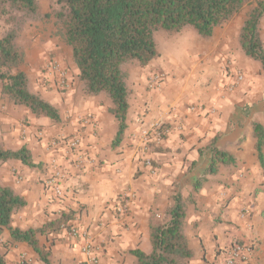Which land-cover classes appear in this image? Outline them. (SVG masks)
Instances as JSON below:
<instances>
[{
    "label": "crops",
    "instance_id": "1",
    "mask_svg": "<svg viewBox=\"0 0 264 264\" xmlns=\"http://www.w3.org/2000/svg\"><path fill=\"white\" fill-rule=\"evenodd\" d=\"M244 19L235 14L216 27L209 40L188 33L190 41L182 52H173L177 58L157 49L158 57L134 69L128 80L133 93L127 126L117 145L113 144L117 123L109 107L83 96L73 101L70 87L66 93L53 88L43 94L53 105L66 106L70 114L67 118L60 110L62 122L43 130L64 139L54 145V140L49 141L51 147L46 140L33 138V126H50L48 118L24 110L31 123L26 127L18 113L0 109V124L5 122L3 132L8 139L3 147L26 146L34 163L0 162V183L26 201L13 214L11 227L37 229L63 211L71 216L67 226L74 234L62 228L38 236L51 264H90L83 251L85 241L95 248L93 264H135L132 249L152 251L149 222L164 219L174 195L182 199L194 195L184 226L193 252L190 264H224L225 251L235 241L253 245L247 264H264V172L250 125L255 120L264 128V76L259 63L240 51L238 36ZM41 35L34 37L26 51V62L37 78L48 82L47 75L40 74L42 65L48 56H57L53 53L57 48L50 38L40 44ZM259 36L264 44V14ZM58 52V60L67 67L68 84L73 85L78 69L71 50ZM157 73L163 78L153 86L148 78ZM237 73L244 79L229 90ZM86 112L88 119L83 122L79 117ZM14 119L19 129L6 125ZM154 121L165 124L160 139L150 128ZM74 136L80 144L71 151L66 141ZM211 146L230 152L234 166L222 165L204 174ZM77 152L86 158L77 162ZM145 158L151 159L154 173ZM0 253L5 264H19L21 254L29 259L26 264H45L30 245L12 241L5 227H0Z\"/></svg>",
    "mask_w": 264,
    "mask_h": 264
},
{
    "label": "trees",
    "instance_id": "2",
    "mask_svg": "<svg viewBox=\"0 0 264 264\" xmlns=\"http://www.w3.org/2000/svg\"><path fill=\"white\" fill-rule=\"evenodd\" d=\"M58 7L49 13L42 10L39 0H0V81L9 101L24 106L35 117H46L60 122L58 108L30 89V78L21 69L25 51L18 37L26 24L53 18L54 35L70 48L71 58L78 69L81 92L86 96L104 95L111 101L109 111L117 123L113 144L117 145L127 126L131 89L127 83L124 65H147L159 56L155 33L168 35L191 28L197 35L208 40L214 29L221 26L249 6L239 32L240 48L245 56L260 65L264 76V44L259 36V23L264 14V0H55ZM255 149L264 172V128L250 122ZM215 142V139L212 141ZM211 157L204 174L213 173L220 166L231 168L234 158L225 149L211 146ZM19 160L34 166L26 146L5 149L0 145V162ZM204 177L196 180L194 191ZM165 211L162 221L149 222L152 251L140 249L130 252L135 264H190L192 250L184 232L187 204L179 194ZM189 201H194L191 195ZM188 202V203H190ZM26 204L25 199L8 185L0 183V227L9 229L12 241L25 242L45 264H51L48 251L40 245L38 236L57 232L67 226L70 214L59 212L55 218L37 229L12 228L13 214ZM0 264L5 258L0 253Z\"/></svg>",
    "mask_w": 264,
    "mask_h": 264
},
{
    "label": "rangeland",
    "instance_id": "3",
    "mask_svg": "<svg viewBox=\"0 0 264 264\" xmlns=\"http://www.w3.org/2000/svg\"><path fill=\"white\" fill-rule=\"evenodd\" d=\"M39 2L41 4L42 10L49 13V15H51L52 11L58 7L55 0H39ZM248 9H249V6H245L237 14H242V16H244V18H245L246 14L248 12ZM54 29H55V26L53 24V18L49 17L48 20H46V21H38V22H32V23L26 24L25 27L22 29V31L19 34L18 43L22 46V48L25 51V62L21 66V69H23L28 74V76L30 78V89L34 92L39 93L43 97V94H46V92L51 91L53 88H55L57 92L63 91L66 93L67 89H69V87H70L72 89L71 99L73 101L75 99H77V98L79 99L81 96H83L85 99L95 100V101H97V103L99 105L108 106L110 108L111 107V101L106 96H104V95H98V96H86V95H84L81 92L79 81L75 82V84H73V85H71V83H70V85L68 84L67 67L65 65H63V63L60 60H58L57 56H59L58 50L60 51V53L66 54V52L68 53L69 47L61 40V38L59 36L54 35ZM188 33H189V35L191 33L193 36H198L196 31H194L193 29H191L189 27L182 29L179 33L174 34V35H168L163 31H158L155 33L156 47H157V49L160 50V52L167 53L168 55H170L172 57V55L170 53H173L175 51H178L179 53L182 52V50L184 49V44L188 43V40H189ZM38 34H42L41 36L43 38L42 41L40 42V44L44 43L43 40L46 41L47 39L50 38L54 42V46L57 48V50L54 49V51H53V53L57 56L56 57H54V55L48 56V58H49L48 61L42 65L43 69L41 70L42 72L40 74L45 73L47 75V79H48L47 81L48 82H46L45 79H41L40 77L37 78L36 74L32 73V70L30 68V62L29 61L26 62V51L30 50V48L32 47V41H33L34 37L37 36ZM240 51H242L241 48H240ZM173 55H174V57H173L174 59L177 58V56L174 53H173ZM29 60H31V59H29ZM51 61H56L60 65V68H62L65 71L66 75H65V77H63V83L62 82L60 83L59 76H58V73L56 71H54V70L49 71L48 64ZM137 67H139V65L137 63H129V64L124 65V69L127 73V83H128V80H130V78L133 75L132 71H134V69H136ZM44 78H46V77H44ZM149 80H150V78H148V81ZM3 82L4 81H0V109H1V111L2 110L12 111V112L14 111V112L18 113L19 114L18 116H20V118H21L20 123L22 125H25L26 127H29L31 125V123L29 122V119H28L29 114H26L24 111V110H26L25 107L15 105L9 101L7 95L4 92H2V89H1V85L3 84ZM46 83L47 84L50 83L51 85H54L55 87L54 86L51 87V85L49 87L48 86L46 87ZM38 85H42L44 87V90L39 88ZM57 85L59 87L63 86L62 89L60 90ZM128 86H129V83H128ZM130 89H131V95H130V98H131L132 93H133V89L132 88H130ZM43 98L45 99V97H43ZM56 107L58 108L59 112L61 110L62 114L66 113L67 114L66 116L68 118V116L70 114L68 113L69 109L66 108V106H64L62 104H58V105H56ZM63 110H66V111H63ZM84 114L85 115L83 117H79V118L81 119V121L86 122L88 119L89 113L86 112ZM37 118H39V117H37ZM48 120L50 122V126H48V127H46L44 124H39V125L33 126L34 128H36L35 133L33 135V138L36 141H41L44 139V140H46V143L48 144L47 146L51 147L52 144L50 145L49 141L54 140L53 141V145H54L57 143L58 138H61L62 136L57 137L58 135H55V134L52 135L49 133L50 131L45 132L43 130L44 129H51L52 127L58 126L62 122V119L60 122H52L50 119H48ZM16 123H18L17 119H14V120L7 122L6 125L8 126V128H11L12 130L14 129V127L16 129H19V127L17 126ZM162 125H163V127L165 126L164 123H162ZM4 127H5V122L0 124V145L2 147H3V143H4L3 141H6V142L8 141V139L5 137L6 133L3 132V130L5 129ZM189 198H191V197H189ZM189 198L186 197V199H185V203L187 204V209H188V206L191 205V203H188V202H190Z\"/></svg>",
    "mask_w": 264,
    "mask_h": 264
},
{
    "label": "built area",
    "instance_id": "4",
    "mask_svg": "<svg viewBox=\"0 0 264 264\" xmlns=\"http://www.w3.org/2000/svg\"><path fill=\"white\" fill-rule=\"evenodd\" d=\"M49 71H56L59 76L60 83H63V77H65L66 73L65 71L60 68V65L56 61H51L48 64ZM163 78V74H154L150 77L149 83L154 85H158ZM244 79V76L242 73H237L235 78L231 83L228 84V89L232 90L235 88L237 85H239ZM63 87V86H62ZM151 130L154 132L155 137L157 138H162L163 136V125L162 122L160 121H154L151 126ZM147 133V132H146ZM64 139H58L57 142H62ZM80 144V139L78 137H72L68 141H66V145L70 150H75L79 147ZM75 160L77 162L79 160H83V158H86L83 154H80L79 152L76 153L75 155ZM145 164L149 167L151 173L155 172V168L152 165V161L150 158H145L144 159ZM121 209L123 207L121 206ZM124 210V209H123ZM243 214V213H242ZM75 230L70 231L71 234H74ZM95 248L92 245L90 241H85L83 245V251L89 255L90 259V264H93L97 261L96 256L93 254ZM254 248L253 245L250 242L246 241H235L233 242L225 251V255L223 258V263L224 264H247L251 258V254L253 252ZM29 261V259L26 257V255L21 254L18 263L19 264H26Z\"/></svg>",
    "mask_w": 264,
    "mask_h": 264
}]
</instances>
